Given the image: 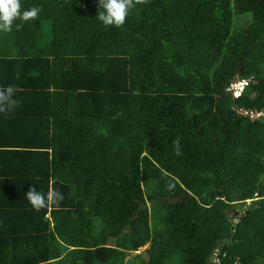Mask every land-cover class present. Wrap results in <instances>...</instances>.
Instances as JSON below:
<instances>
[{"label":"trees","instance_id":"obj_1","mask_svg":"<svg viewBox=\"0 0 264 264\" xmlns=\"http://www.w3.org/2000/svg\"><path fill=\"white\" fill-rule=\"evenodd\" d=\"M132 2L0 32V264H264V0Z\"/></svg>","mask_w":264,"mask_h":264},{"label":"clouds","instance_id":"obj_2","mask_svg":"<svg viewBox=\"0 0 264 264\" xmlns=\"http://www.w3.org/2000/svg\"><path fill=\"white\" fill-rule=\"evenodd\" d=\"M139 2V0H137ZM20 0H0V32H8L11 30L13 22L20 20L21 22H29L35 20L39 9L36 7L20 10ZM99 11L97 19L104 26H121L129 12L133 7L132 0H98ZM245 80L234 81L230 86L234 96H238L245 84ZM17 88L12 85L0 89V112L11 110L15 101L13 99ZM177 154H179L178 144L176 145ZM24 198L32 206L34 210H40L49 204L58 203L60 194L56 192H48L46 194L37 191L35 187H29L24 194Z\"/></svg>","mask_w":264,"mask_h":264},{"label":"rangeland","instance_id":"obj_3","mask_svg":"<svg viewBox=\"0 0 264 264\" xmlns=\"http://www.w3.org/2000/svg\"><path fill=\"white\" fill-rule=\"evenodd\" d=\"M45 31H48L49 32V38H48V40L51 38V30L50 29H47V30H45ZM239 210H237V211H235L234 213H233V211H229V213H228V215L230 216V217H235V216H239L240 214H243L244 213V211H240V212H238ZM236 218V217H235ZM238 219H235V221H237ZM148 247V245L147 246H144L143 247V249H146Z\"/></svg>","mask_w":264,"mask_h":264}]
</instances>
